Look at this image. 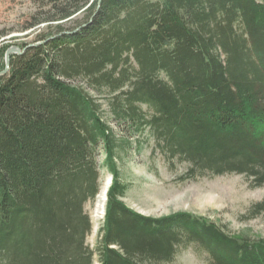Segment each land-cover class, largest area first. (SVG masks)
<instances>
[{"label": "trees", "instance_id": "1", "mask_svg": "<svg viewBox=\"0 0 264 264\" xmlns=\"http://www.w3.org/2000/svg\"><path fill=\"white\" fill-rule=\"evenodd\" d=\"M31 1L43 30L0 76V264H168L188 248L205 264H264L262 238L126 207L118 166L147 131L169 171L186 166L179 183L264 188V0ZM101 151L111 183L93 251L84 208ZM257 218L264 198L243 217Z\"/></svg>", "mask_w": 264, "mask_h": 264}, {"label": "rangeland", "instance_id": "2", "mask_svg": "<svg viewBox=\"0 0 264 264\" xmlns=\"http://www.w3.org/2000/svg\"><path fill=\"white\" fill-rule=\"evenodd\" d=\"M46 10L47 8L39 10L31 0H0V48L7 45L8 49L15 48L19 51L18 55H21L23 47L32 44L35 35L43 30V26L32 25L45 17L43 13ZM72 84L85 88L81 82ZM86 91L96 96L90 90ZM135 142L141 145L139 151L136 149L138 145L134 144L132 150L118 157L121 180L126 186L122 199L126 207L152 218L188 213L205 218L230 234L264 239V218L250 221L243 219L249 208L264 198V188L252 189L245 178L238 175L179 183L177 179L186 166L177 165L174 171H169L159 155H152L153 141L147 131L136 138ZM97 164L101 192L110 177L104 166L102 151ZM100 192L94 203L86 204L84 208L92 224L86 243L93 251L96 249L104 218L105 201L102 202L99 197ZM204 259L203 255L188 248L180 250L168 264H205ZM93 264H99L96 253L93 255Z\"/></svg>", "mask_w": 264, "mask_h": 264}, {"label": "water", "instance_id": "3", "mask_svg": "<svg viewBox=\"0 0 264 264\" xmlns=\"http://www.w3.org/2000/svg\"><path fill=\"white\" fill-rule=\"evenodd\" d=\"M12 54L18 55L19 54V51L17 49H15V48H9L6 51L5 57H4V66H5V68H4V71L2 73H0V76L7 73L8 69H9V59H10V55H12Z\"/></svg>", "mask_w": 264, "mask_h": 264}, {"label": "bare ground", "instance_id": "4", "mask_svg": "<svg viewBox=\"0 0 264 264\" xmlns=\"http://www.w3.org/2000/svg\"><path fill=\"white\" fill-rule=\"evenodd\" d=\"M110 177H109V179L107 180V182H106V185H105V187L101 190V192H100V198H101V200H102V202H104L105 201V191L107 190V188L109 187L108 185H109V183H110Z\"/></svg>", "mask_w": 264, "mask_h": 264}]
</instances>
